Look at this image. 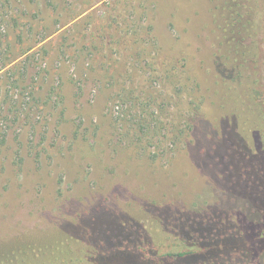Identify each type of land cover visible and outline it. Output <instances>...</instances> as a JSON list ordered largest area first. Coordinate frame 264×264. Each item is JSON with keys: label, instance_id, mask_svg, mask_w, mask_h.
<instances>
[{"label": "rangeland", "instance_id": "rangeland-1", "mask_svg": "<svg viewBox=\"0 0 264 264\" xmlns=\"http://www.w3.org/2000/svg\"><path fill=\"white\" fill-rule=\"evenodd\" d=\"M214 3L0 0V244L18 255L89 217L114 218L112 241L158 205L235 213L207 155L223 119L253 127L244 85L214 83Z\"/></svg>", "mask_w": 264, "mask_h": 264}, {"label": "trees", "instance_id": "trees-1", "mask_svg": "<svg viewBox=\"0 0 264 264\" xmlns=\"http://www.w3.org/2000/svg\"><path fill=\"white\" fill-rule=\"evenodd\" d=\"M211 15L214 83L226 92L244 85L241 92L251 109L250 139L234 116L225 118L218 136L222 142L207 155L223 191L241 202L235 213L149 207L147 222L120 217L121 232L112 241H99L98 231H108L113 217L82 218L60 228L63 241L33 235L18 255L2 242L0 264H252L264 258V62L256 72L264 0H215ZM243 77L251 78L242 83Z\"/></svg>", "mask_w": 264, "mask_h": 264}]
</instances>
